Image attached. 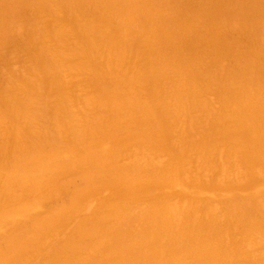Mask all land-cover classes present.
<instances>
[{
    "label": "bare ground",
    "instance_id": "1",
    "mask_svg": "<svg viewBox=\"0 0 264 264\" xmlns=\"http://www.w3.org/2000/svg\"><path fill=\"white\" fill-rule=\"evenodd\" d=\"M0 264H264V0H0Z\"/></svg>",
    "mask_w": 264,
    "mask_h": 264
}]
</instances>
